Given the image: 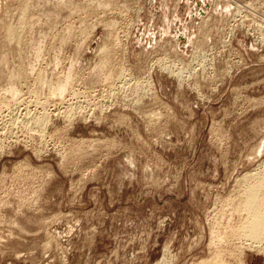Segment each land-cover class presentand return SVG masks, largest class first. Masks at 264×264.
<instances>
[{
	"label": "rangeland",
	"instance_id": "1",
	"mask_svg": "<svg viewBox=\"0 0 264 264\" xmlns=\"http://www.w3.org/2000/svg\"><path fill=\"white\" fill-rule=\"evenodd\" d=\"M259 179L264 0H0V264H264Z\"/></svg>",
	"mask_w": 264,
	"mask_h": 264
},
{
	"label": "bare ground",
	"instance_id": "2",
	"mask_svg": "<svg viewBox=\"0 0 264 264\" xmlns=\"http://www.w3.org/2000/svg\"><path fill=\"white\" fill-rule=\"evenodd\" d=\"M110 1V0H109ZM238 6V5H237ZM28 8V7H27ZM240 8V7H239ZM248 9H250V8H248ZM254 11V10H253ZM24 12V11H23ZM25 13V12H24ZM26 14V13H25ZM24 14V16H25V18H26V16L27 15H25ZM23 16V17H24ZM240 17V16H239ZM23 19V18H22ZM251 19V18H250ZM21 20V19H20ZM22 23H24V22H22ZM21 23V24H22ZM107 26H108V24H107ZM111 26H112V24H111ZM261 26V25H260ZM110 27V26H109ZM5 28H7V27H5ZM108 28V27H107ZM113 28V27H112ZM7 29H10V27H8ZM12 29V28H11ZM110 29H111V27H110ZM260 29V28H259ZM13 31V30H12ZM7 32H9V31H7ZM6 32V33H7ZM110 32V35H111V30L109 31ZM109 32H108V34H109ZM10 33V32H9ZM8 33V35H6V39H7V36L9 37V35L11 34L12 35V33H10L9 34ZM10 35V36H11ZM262 35V34H261ZM116 37H117V35H116ZM115 38V37H114ZM5 39V38H4ZM22 39V38H21ZM8 40V39H7ZM108 40V39H107ZM113 41V40H112ZM115 41H118V40H116L115 39ZM16 43V42H15ZM7 44V43H6ZM104 44V43H103ZM101 45L102 47H99V49L101 50L105 45H106V43H105V45ZM18 45V44H17ZM116 45V44H115ZM11 46V45H10ZM111 46H113V45H111ZM117 46V45H116ZM118 46H119V44H118ZM19 47V46H18ZM108 48V47H107ZM121 48V47H120ZM105 49H106V47H105ZM100 50H99V52H100ZM104 50V48L101 50V51H103ZM114 51V50H113ZM105 52H106V50H105ZM108 52V51H107ZM103 54H106V53H104L103 52ZM112 54V53H111ZM107 55V54H106ZM109 55V54H108ZM107 59V58H106ZM18 75L17 76H22V74H21V72L20 73H17ZM70 74V73H69ZM72 76V75H71ZM70 76V77H71ZM69 77V76H68ZM66 78V77H65ZM67 79V78H66ZM59 82V81H58ZM68 82V81H67ZM66 83V82H65ZM46 84V83H45ZM65 85V84H64ZM68 85V84H67ZM59 90V89H58ZM246 176V175H245ZM244 176V177H245ZM248 176H251V174L250 175H248ZM254 177H257V176H254ZM249 178V177H248ZM251 178V177H250ZM249 178V179H250ZM252 178H253V175H252ZM254 179L255 178H253V181H254ZM244 180V179H243ZM251 180V179H250ZM249 181V180H248ZM248 181H246V182H248ZM257 181V180H256ZM255 181V184L253 185V186H251L250 188H249V190H248V192H249V197L245 200V204H247V205H245L246 207H245V209H247V211L249 212V216H247V217H249V220H248V218H246L245 220L247 221L248 220V222L247 223H245L246 225H245V229H244V233L245 234H248V237L251 239V240H253L254 242H264V193L260 196V198H259V200H258V194L261 192V191H264V180H262V179H259L257 182ZM238 182V181H237ZM245 182V183H246ZM250 182V181H249ZM248 182V183H249ZM244 183V182H243ZM248 183H246V184H248ZM245 221V222H246Z\"/></svg>",
	"mask_w": 264,
	"mask_h": 264
}]
</instances>
